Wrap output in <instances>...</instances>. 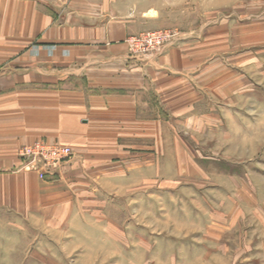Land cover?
<instances>
[{
    "label": "crops",
    "instance_id": "0c3cea01",
    "mask_svg": "<svg viewBox=\"0 0 264 264\" xmlns=\"http://www.w3.org/2000/svg\"><path fill=\"white\" fill-rule=\"evenodd\" d=\"M133 22L122 0H0L1 214L57 224L106 183H152L155 153L178 156L180 130L228 97L215 37L137 57ZM40 139L72 147L55 179L23 167L20 149Z\"/></svg>",
    "mask_w": 264,
    "mask_h": 264
},
{
    "label": "rangeland",
    "instance_id": "374dc122",
    "mask_svg": "<svg viewBox=\"0 0 264 264\" xmlns=\"http://www.w3.org/2000/svg\"><path fill=\"white\" fill-rule=\"evenodd\" d=\"M122 2L168 45L215 37L233 89L155 153L152 183H106L57 224L0 213V264H264V0Z\"/></svg>",
    "mask_w": 264,
    "mask_h": 264
},
{
    "label": "built area",
    "instance_id": "2783aa9c",
    "mask_svg": "<svg viewBox=\"0 0 264 264\" xmlns=\"http://www.w3.org/2000/svg\"><path fill=\"white\" fill-rule=\"evenodd\" d=\"M175 38L176 33L173 31L155 30L128 37L126 41L131 54L141 57L161 51ZM19 154L25 169L35 171L41 179L52 180L62 165L70 161L73 150L68 145L48 143L40 139L23 146Z\"/></svg>",
    "mask_w": 264,
    "mask_h": 264
}]
</instances>
